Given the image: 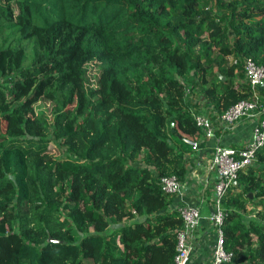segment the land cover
I'll return each mask as SVG.
<instances>
[{"label":"trees","instance_id":"1","mask_svg":"<svg viewBox=\"0 0 264 264\" xmlns=\"http://www.w3.org/2000/svg\"><path fill=\"white\" fill-rule=\"evenodd\" d=\"M245 56L264 0H0V264H170L159 177L204 146L194 112L250 99ZM220 202V264H264V140Z\"/></svg>","mask_w":264,"mask_h":264},{"label":"built area","instance_id":"2","mask_svg":"<svg viewBox=\"0 0 264 264\" xmlns=\"http://www.w3.org/2000/svg\"><path fill=\"white\" fill-rule=\"evenodd\" d=\"M244 76L248 81L250 99H240L227 106L210 118L205 111L193 113L194 124L203 132L205 137H214L215 131L225 129L240 118L252 120L248 139L242 145H224L215 141L208 158L207 168L214 172L212 186V212L209 219L215 228V238L211 250V264H220L230 257L222 247V232L219 227L223 211L221 196L225 189L235 180L238 170L253 162L256 149L264 140V119L258 118L264 112V104L259 101L263 96L257 87L264 82V70L249 56L242 58ZM160 187L165 192H177L179 181L173 174L159 177ZM177 211L182 224L175 229V253L170 264H186L192 246L187 240L188 233L195 228L199 221V211L191 204H178Z\"/></svg>","mask_w":264,"mask_h":264},{"label":"crops","instance_id":"3","mask_svg":"<svg viewBox=\"0 0 264 264\" xmlns=\"http://www.w3.org/2000/svg\"><path fill=\"white\" fill-rule=\"evenodd\" d=\"M249 118H240L225 129L215 131L214 137H205L204 146L191 157L187 172L175 192L169 208L178 204H191L197 207L200 217L198 224L187 235L192 249L186 264H211V250L215 238V228L209 219L212 212V186L214 172L207 168L208 158L215 141L224 145H242L250 134ZM196 142L200 137H196Z\"/></svg>","mask_w":264,"mask_h":264},{"label":"rangeland","instance_id":"4","mask_svg":"<svg viewBox=\"0 0 264 264\" xmlns=\"http://www.w3.org/2000/svg\"><path fill=\"white\" fill-rule=\"evenodd\" d=\"M213 9H215L216 7L212 4L211 6ZM94 71L92 69H90L88 71V74L90 73H93ZM90 82H93V79H94V74H90ZM193 92V93H192ZM188 94L196 97L197 96V91L195 89H193L191 92L188 91ZM34 107L36 110H41L42 112H44V114L48 115V107H49V103L47 101H44V100H37L35 103H34ZM0 128L3 129V124L0 123ZM48 148L50 150V152L52 154H62L63 153V148L58 145V143L54 142V141H49L48 142Z\"/></svg>","mask_w":264,"mask_h":264},{"label":"water","instance_id":"5","mask_svg":"<svg viewBox=\"0 0 264 264\" xmlns=\"http://www.w3.org/2000/svg\"><path fill=\"white\" fill-rule=\"evenodd\" d=\"M170 125H172V123L170 122ZM249 194V193H248ZM48 240H54V238H51V237H47Z\"/></svg>","mask_w":264,"mask_h":264}]
</instances>
